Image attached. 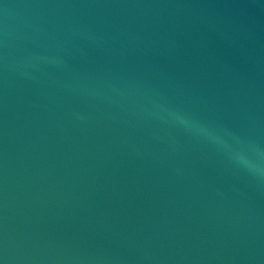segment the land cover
Returning a JSON list of instances; mask_svg holds the SVG:
<instances>
[{
    "label": "water",
    "instance_id": "95a60500",
    "mask_svg": "<svg viewBox=\"0 0 264 264\" xmlns=\"http://www.w3.org/2000/svg\"><path fill=\"white\" fill-rule=\"evenodd\" d=\"M0 264H264V0H0Z\"/></svg>",
    "mask_w": 264,
    "mask_h": 264
},
{
    "label": "clouds",
    "instance_id": "9594fccd",
    "mask_svg": "<svg viewBox=\"0 0 264 264\" xmlns=\"http://www.w3.org/2000/svg\"><path fill=\"white\" fill-rule=\"evenodd\" d=\"M169 116L172 118V120L175 123L184 127L186 130L195 131V132L205 131V128L203 126H201L198 122L192 120L189 117H186L185 115H183L179 112H170ZM250 170H252V169H250ZM253 171L260 172L262 170L257 169V170H253Z\"/></svg>",
    "mask_w": 264,
    "mask_h": 264
}]
</instances>
